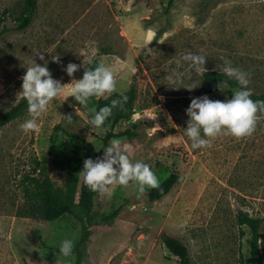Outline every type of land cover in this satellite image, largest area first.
<instances>
[{"label":"rangeland","instance_id":"1","mask_svg":"<svg viewBox=\"0 0 264 264\" xmlns=\"http://www.w3.org/2000/svg\"><path fill=\"white\" fill-rule=\"evenodd\" d=\"M167 1L37 0L31 22L17 30L22 0H0L7 28L0 35V115L24 100L21 114L0 127V264H74L75 254L64 256L59 248L65 239L74 245L78 224L66 214L52 221L23 214L24 177L64 188L71 177L79 181L83 161L77 164L62 141L77 142L70 135L77 133L85 153L99 147L104 130L89 123L98 97L87 106L67 97L70 83L82 79L93 59L118 68L116 91L135 89L130 117L113 126L114 132L133 134L111 140L129 146L133 162L151 165L159 182L172 171L178 180L154 201L147 198L148 188L139 195L135 182L96 193L91 214L117 212L106 225L89 227L81 264H178L163 247V235L185 246L189 264H248L249 232L237 222L238 211L260 219L264 264V115L250 137L221 136L211 147L193 150L184 135L191 99L224 101L237 88L220 82L206 93L202 72L195 71L177 80L178 89L167 79L189 70L182 57L193 52L206 56L207 70L220 71L225 57L251 74L253 92H264V0ZM56 56L60 63L52 60ZM33 59L47 63L65 88L37 118L39 131L24 133L19 125L31 117L20 94L21 77ZM70 62L81 65L73 77L62 70ZM69 114L71 123L64 118Z\"/></svg>","mask_w":264,"mask_h":264},{"label":"clouds","instance_id":"2","mask_svg":"<svg viewBox=\"0 0 264 264\" xmlns=\"http://www.w3.org/2000/svg\"><path fill=\"white\" fill-rule=\"evenodd\" d=\"M36 56H39L40 60H44V56L40 52H37ZM220 59L223 61V64L219 66L220 71L229 78L235 79L240 87L232 92L231 99L224 101H213L207 95L191 99L190 105L186 109L189 119L187 127L184 128V135L189 139L190 147L193 150L211 147L213 141L221 136H231L238 140L250 137L256 130L260 115H264V101L251 99L254 94L248 87L251 74L232 66V62L225 57H220ZM52 60L60 63L59 56L53 57ZM182 60L189 62V70L169 75L167 77L169 87L180 88L176 86L177 80H182L185 77L190 78L192 71L197 73L207 71L205 68L206 56L202 54L188 52L183 55ZM80 67L81 65L70 62L62 70L69 77H73ZM26 69V74L21 77L22 90L20 94L27 101V110L31 118L21 123L19 127L24 133L38 132L37 118L47 111L49 103L64 92L65 85L52 77L47 63L41 66L33 59L32 66ZM117 71V67L107 66L103 63L93 69L84 70L82 79H73L70 83L72 87L67 97H74L81 106H87L92 97L111 95L116 91ZM186 88L192 90L196 87ZM120 97V99L112 100L110 106L102 107L95 112L89 121L91 126L101 128L112 115L114 108L123 109L128 97L123 93H120ZM64 118L68 123L73 120L70 114ZM130 150V147L122 145L120 140L112 139L109 146L104 148L102 158L84 160L83 169L78 175L82 177L84 184L91 191L100 195L107 194L111 186L127 187L130 182H135L138 185L139 195H143L146 188H160L159 180L153 172L152 166L140 160L133 162L128 155ZM73 247V242L65 239L61 243L59 252L64 256H69Z\"/></svg>","mask_w":264,"mask_h":264},{"label":"trees","instance_id":"3","mask_svg":"<svg viewBox=\"0 0 264 264\" xmlns=\"http://www.w3.org/2000/svg\"><path fill=\"white\" fill-rule=\"evenodd\" d=\"M172 0L167 1V5L171 4ZM37 0H22V11L17 17L15 28L17 30L24 29L31 22L35 13ZM4 11L0 17V35L7 30L4 24ZM99 63L96 60H91L87 69L95 68ZM222 82L226 85L239 88V84L235 79L229 78L223 72L218 70H207L201 73V83L204 92L211 93L216 91L218 84ZM120 93L128 97L127 103L124 104L123 109L114 108L112 115L105 121L101 127L104 130V135L100 138L99 147L91 154H87L82 149L83 137L77 133H70L71 136L77 139V142L62 141V147L70 152L75 157V162L79 164L85 159L91 158L96 160L102 158L104 155V148L109 146L112 137L127 136L130 133L127 129L118 132L113 131V126L120 120L128 119L133 110V102L135 99V89L130 85L127 89L122 91H115L111 95L99 97L96 100L94 112L100 108L110 106L111 101L120 99ZM251 99L254 101H264V92H253ZM24 106V100H20L5 112L0 115V127L13 120L21 114ZM109 123L110 128L106 129V123ZM58 128L57 125L54 129ZM178 180L176 172H170L160 183V188L150 189L146 191L148 200L154 201L165 195L169 189ZM24 199L25 207L23 214L34 219H42L45 221H52L57 217L66 214L79 226V235L74 243L72 252L75 254L74 264H81L82 244L87 238L88 229L91 226L106 225L116 216V210L107 213L91 214L93 205V197L96 192L91 191L83 182L82 177L79 181L75 177H71L64 188L54 187L50 181L42 182L37 177H24ZM236 219L239 224L245 225L248 229L249 236L246 239L248 246V264H261V255L258 246V227L260 219L249 216L246 212L238 211ZM161 243L167 253L176 258L178 264H189V256L185 246L176 238L163 235Z\"/></svg>","mask_w":264,"mask_h":264},{"label":"water","instance_id":"4","mask_svg":"<svg viewBox=\"0 0 264 264\" xmlns=\"http://www.w3.org/2000/svg\"><path fill=\"white\" fill-rule=\"evenodd\" d=\"M134 196H135L134 194L133 195H129L128 198H127V201L129 203H131L133 201V199H134Z\"/></svg>","mask_w":264,"mask_h":264}]
</instances>
